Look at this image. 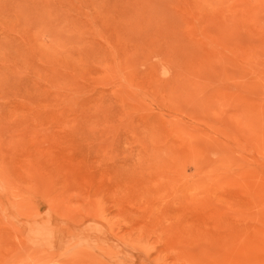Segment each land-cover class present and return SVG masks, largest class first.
Returning a JSON list of instances; mask_svg holds the SVG:
<instances>
[{
    "label": "rangeland",
    "instance_id": "rangeland-1",
    "mask_svg": "<svg viewBox=\"0 0 264 264\" xmlns=\"http://www.w3.org/2000/svg\"><path fill=\"white\" fill-rule=\"evenodd\" d=\"M0 264H264V0H0Z\"/></svg>",
    "mask_w": 264,
    "mask_h": 264
}]
</instances>
